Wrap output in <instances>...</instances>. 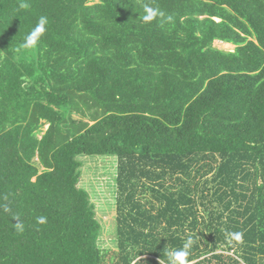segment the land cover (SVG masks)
Instances as JSON below:
<instances>
[{"label": "trees", "instance_id": "trees-1", "mask_svg": "<svg viewBox=\"0 0 264 264\" xmlns=\"http://www.w3.org/2000/svg\"><path fill=\"white\" fill-rule=\"evenodd\" d=\"M87 157L118 161L117 251ZM188 236L191 264H264V0H0V264H163Z\"/></svg>", "mask_w": 264, "mask_h": 264}, {"label": "rangeland", "instance_id": "rangeland-1", "mask_svg": "<svg viewBox=\"0 0 264 264\" xmlns=\"http://www.w3.org/2000/svg\"><path fill=\"white\" fill-rule=\"evenodd\" d=\"M97 2L98 0H92V3ZM215 46L227 51L235 50L234 45L220 41H216ZM73 116L77 120L90 121L89 117L80 114ZM82 161V177L79 186L89 192L91 202L95 206L96 217L102 225L99 245L103 250L117 251L118 161L115 157H87Z\"/></svg>", "mask_w": 264, "mask_h": 264}, {"label": "clouds", "instance_id": "clouds-1", "mask_svg": "<svg viewBox=\"0 0 264 264\" xmlns=\"http://www.w3.org/2000/svg\"><path fill=\"white\" fill-rule=\"evenodd\" d=\"M21 9H26L29 7L28 3L22 2L19 6ZM164 20L171 22L173 17L171 15H166V13L161 10L159 7H153L148 3L143 5V13L140 14L139 20L144 24H151L157 20ZM49 25V20L47 16L41 15L35 26L27 33L24 37L23 43L20 45L21 48L25 50H32L39 46L43 36L46 34ZM6 213L12 215V220H15L16 223L13 225V228L17 232L24 231V223L21 220L20 216L17 214H12L11 208L7 205H2ZM36 223L38 225H44L47 223L46 216L36 217ZM243 233L242 232H229L228 236L232 241L236 243H243ZM196 243V238L194 236H188V238L183 242L182 247L179 249H167L166 247L163 250L164 256L167 257V261L163 264H191L189 256L193 245ZM140 259V257H138ZM159 264H162V259L159 260Z\"/></svg>", "mask_w": 264, "mask_h": 264}]
</instances>
